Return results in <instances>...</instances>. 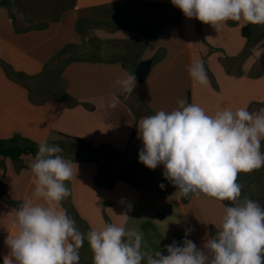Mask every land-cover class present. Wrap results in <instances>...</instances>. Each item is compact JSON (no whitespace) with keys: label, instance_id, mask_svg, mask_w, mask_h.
<instances>
[{"label":"crops","instance_id":"0c3cea01","mask_svg":"<svg viewBox=\"0 0 264 264\" xmlns=\"http://www.w3.org/2000/svg\"><path fill=\"white\" fill-rule=\"evenodd\" d=\"M246 26L249 39L242 33ZM259 28L227 21L216 30L186 18L171 0H0V139L20 136L38 146L46 141L71 148V159L62 156L74 170L65 181L71 200L67 214L75 225L77 219L86 242L91 229L119 224L120 215L127 214L126 229L143 233L142 249L155 243V237L163 255L167 245L175 241L183 246L184 239L203 248L231 202L182 197L164 178L163 165L150 170L140 163L138 123L161 110H175L180 99L199 104L209 115L242 107L264 114V35ZM120 44H125L128 64L105 57ZM75 49L86 55L69 59L54 79L46 77L58 59ZM147 59L154 60L147 80L137 83L130 96L121 95L117 79L133 74ZM196 61L207 71L206 86L189 76L188 66ZM41 78L50 83H34ZM113 94L120 102L109 109ZM99 148L118 159L112 182L105 181L99 161L86 153ZM33 162V157H23L25 167L17 170L0 157V194L5 192L15 204L0 196V264L10 251L5 240L16 231L15 213L34 190Z\"/></svg>","mask_w":264,"mask_h":264},{"label":"clouds","instance_id":"9594fccd","mask_svg":"<svg viewBox=\"0 0 264 264\" xmlns=\"http://www.w3.org/2000/svg\"><path fill=\"white\" fill-rule=\"evenodd\" d=\"M186 18H195L218 30L227 21L264 24V0H171ZM192 80L208 84L201 61L188 66ZM121 95L130 96L137 86L135 74L115 82ZM115 94L109 109L119 104ZM171 112L161 110L138 123L143 147L139 162L150 170L163 165V176L180 196H201L230 201L216 235L203 248L189 240L183 246L174 241L167 255L143 248V233L126 229L129 220L122 214L119 224H105L87 233L93 264H264V207L252 199L242 200L239 173L264 167V114L246 108L218 109L209 115L199 104L178 101ZM60 145L41 142L31 164L35 179L30 198L15 213L16 231L5 244L9 254L3 264H79L84 234L62 207L70 195L65 181L73 178L71 161L63 158ZM77 171V170H76ZM159 187L164 188L161 184ZM191 230L185 233L189 234Z\"/></svg>","mask_w":264,"mask_h":264},{"label":"rangeland","instance_id":"374dc122","mask_svg":"<svg viewBox=\"0 0 264 264\" xmlns=\"http://www.w3.org/2000/svg\"><path fill=\"white\" fill-rule=\"evenodd\" d=\"M258 26L260 27L259 31L262 33L261 35H264V24H258ZM124 45L123 44L116 45L117 51L115 50L114 52L110 53V56L106 55L105 57L106 58L120 57L122 59H125L123 61L128 64L129 60H126L127 57H126ZM83 55H86V53H84V54L80 53L79 51H77V49L72 50L71 54H69L68 56L61 57L60 59H58V64L51 70V74H48L46 77L50 76L52 79L54 76H56L60 67L63 66V64H65L69 59H81L84 57ZM112 58H110V59H112ZM34 83L45 85V84L50 83V80L48 82L47 79L41 78L38 81H35ZM70 149L71 148L66 147V150H63V152L59 153V155L65 156V158H67V157L70 158V156H69V155H71L70 154L71 152H69ZM73 152L77 153L75 150H73ZM86 153L90 154V156H93V158H95L96 160L99 161L101 172L106 174L105 176H103L105 178V181L109 180L112 182L114 180V177L112 176V174L114 173L112 171L113 167L115 165L118 167V165L116 164V161L118 159H117V157L114 156V153H112L111 151H108L106 149H101V148L93 149V150L89 149V150H86ZM73 161H75V160L73 159ZM123 169H125V165H123ZM120 174H122L123 176L127 175L125 172H123V173L121 172ZM238 180H239V182L241 180V184L243 183L242 189H241L240 199L242 200L244 197H247V198L252 199L254 201L260 202L261 206L264 207V167H261L258 170H254L251 173H246V174L242 173L241 175L239 174ZM66 187L69 189L68 186H66ZM255 197H258V198L255 199ZM63 202L65 203L64 207L68 213L69 212L68 207H69V204L71 203L70 195L68 197H66ZM72 211H73V209L71 210V212ZM75 226L78 230H80L81 226L79 225V222L77 221V219H76V225ZM155 239H156L155 243H157L160 240V238H157V237H155ZM155 243H152L149 247L142 249V250L148 251V252L158 251L159 248L157 245H155ZM79 256H80L79 264H93V253H92V250L89 246V243L86 242L85 240H84L83 246L79 249ZM142 264H146V261H142Z\"/></svg>","mask_w":264,"mask_h":264},{"label":"trees","instance_id":"16d2710c","mask_svg":"<svg viewBox=\"0 0 264 264\" xmlns=\"http://www.w3.org/2000/svg\"><path fill=\"white\" fill-rule=\"evenodd\" d=\"M10 14L14 22H16V11L10 8ZM243 36L247 39L250 38L251 29L246 26L242 30ZM70 48L64 50L61 55L66 54ZM5 70L10 74V68L5 66ZM79 143L85 144V142L75 139ZM38 152V145L30 142L29 140L23 139L20 136H14L11 139H0V157L3 159H9L15 163L18 167L17 170L23 169L25 166L21 164L23 157L31 156L35 158ZM2 200L11 206H14V202L9 198V196L4 192L0 194ZM19 208V207H18Z\"/></svg>","mask_w":264,"mask_h":264},{"label":"water","instance_id":"95a60500","mask_svg":"<svg viewBox=\"0 0 264 264\" xmlns=\"http://www.w3.org/2000/svg\"><path fill=\"white\" fill-rule=\"evenodd\" d=\"M153 63H154L153 59H147V60L141 61L138 64L135 71L133 72V74H135L137 77L138 84H143L147 80L150 74L151 68L153 66Z\"/></svg>","mask_w":264,"mask_h":264}]
</instances>
